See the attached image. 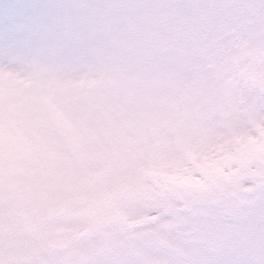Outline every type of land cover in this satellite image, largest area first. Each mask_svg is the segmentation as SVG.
<instances>
[{"label":"snow or ice","instance_id":"1","mask_svg":"<svg viewBox=\"0 0 264 264\" xmlns=\"http://www.w3.org/2000/svg\"><path fill=\"white\" fill-rule=\"evenodd\" d=\"M0 264H264V0L0 5Z\"/></svg>","mask_w":264,"mask_h":264},{"label":"rangeland","instance_id":"2","mask_svg":"<svg viewBox=\"0 0 264 264\" xmlns=\"http://www.w3.org/2000/svg\"><path fill=\"white\" fill-rule=\"evenodd\" d=\"M6 2H7V0H0V5L4 4Z\"/></svg>","mask_w":264,"mask_h":264}]
</instances>
